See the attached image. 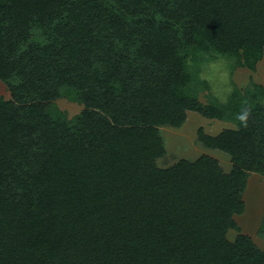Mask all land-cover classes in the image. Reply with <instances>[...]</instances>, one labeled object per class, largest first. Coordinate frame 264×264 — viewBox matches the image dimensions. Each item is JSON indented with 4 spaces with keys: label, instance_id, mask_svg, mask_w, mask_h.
I'll return each instance as SVG.
<instances>
[{
    "label": "trees",
    "instance_id": "1",
    "mask_svg": "<svg viewBox=\"0 0 264 264\" xmlns=\"http://www.w3.org/2000/svg\"><path fill=\"white\" fill-rule=\"evenodd\" d=\"M215 54L264 65V0H0V264H264L236 221L264 177V84L201 102ZM188 112L234 125L196 133L230 171L157 165Z\"/></svg>",
    "mask_w": 264,
    "mask_h": 264
},
{
    "label": "rangeland",
    "instance_id": "2",
    "mask_svg": "<svg viewBox=\"0 0 264 264\" xmlns=\"http://www.w3.org/2000/svg\"><path fill=\"white\" fill-rule=\"evenodd\" d=\"M213 56V57H212ZM202 63L199 62L196 71L199 80L205 81L204 86L199 87V100L206 102L207 98H216L224 101L233 86L241 90L250 82L264 84V65L260 63L256 70L232 67L233 60L222 55H212ZM0 96L9 97L6 86L0 82ZM59 109L63 110L68 118L77 115L83 108L67 98H60L55 101ZM202 128L207 134L215 135L224 128H233L232 123L207 119L195 112H188L185 123L180 128L160 127V133L165 142L166 154L157 161L159 167H167L180 159L195 160L202 154L215 157L225 172L231 168L229 156L219 150L206 149L196 141V133ZM228 157V158H227ZM245 212L243 216L237 217L236 221L242 232H249L254 242L264 248V237L257 234L260 229L261 219L264 217V177L251 174L247 189L244 193ZM259 225V226H258ZM258 226V228H257ZM257 229V232L255 231ZM237 234L235 230H228L227 238L233 240Z\"/></svg>",
    "mask_w": 264,
    "mask_h": 264
},
{
    "label": "clouds",
    "instance_id": "3",
    "mask_svg": "<svg viewBox=\"0 0 264 264\" xmlns=\"http://www.w3.org/2000/svg\"><path fill=\"white\" fill-rule=\"evenodd\" d=\"M248 116H249V111L248 110H245L238 118L239 120L245 124L246 126V122H247V119H248Z\"/></svg>",
    "mask_w": 264,
    "mask_h": 264
},
{
    "label": "crops",
    "instance_id": "4",
    "mask_svg": "<svg viewBox=\"0 0 264 264\" xmlns=\"http://www.w3.org/2000/svg\"><path fill=\"white\" fill-rule=\"evenodd\" d=\"M227 128V127H226ZM199 143V142H198ZM207 149V148H206ZM228 158V157H227ZM230 158H228V160H229ZM231 169V168H230ZM230 169L228 170V171H230ZM249 179V178H248ZM243 216V215H242ZM259 226V225H258ZM258 226H257V228H258ZM242 230V229H241ZM243 231V230H242ZM256 232H257V229L255 230ZM245 233H247L248 235H250L251 237H253L252 235H251V233H249V232H245ZM259 237H264V234L262 235V236H259ZM253 239V238H252ZM256 243V242H255ZM257 245H258V243H256Z\"/></svg>",
    "mask_w": 264,
    "mask_h": 264
}]
</instances>
